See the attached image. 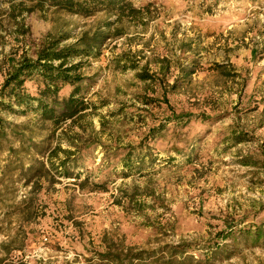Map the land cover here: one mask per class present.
<instances>
[{"label":"rangeland","instance_id":"374dc122","mask_svg":"<svg viewBox=\"0 0 264 264\" xmlns=\"http://www.w3.org/2000/svg\"><path fill=\"white\" fill-rule=\"evenodd\" d=\"M122 1L136 11L118 22L48 7L0 18V90L48 44L108 35L65 62L89 104L75 122L43 129L38 112L0 109V264H127L138 252L149 259L135 264H160L182 247L205 259L216 243L229 256L208 264H264V237L243 234L264 232V0ZM42 86L24 76L25 94ZM54 149L55 166L73 153L66 177Z\"/></svg>","mask_w":264,"mask_h":264},{"label":"trees","instance_id":"16d2710c","mask_svg":"<svg viewBox=\"0 0 264 264\" xmlns=\"http://www.w3.org/2000/svg\"><path fill=\"white\" fill-rule=\"evenodd\" d=\"M29 3L30 6L26 7L25 4ZM0 4L8 6L4 9L0 6V18L5 15L15 16L24 11L30 12L34 9L43 7L65 10L69 13L79 16H89L98 11H105L106 13H114L117 16V21L123 17L125 11L134 13L136 9L127 7L122 0H0ZM112 23H106L105 26L109 27ZM118 32V31H117ZM118 34V33H117ZM108 35L98 30L82 34L73 44L58 48L59 41H54L46 46V48L39 52L36 61L22 62L11 73L8 79L4 82L0 90V109L16 112L14 106L20 107L23 111H35L39 114V119L45 128L55 127L65 122L73 123L76 119L80 118L82 112L88 109L89 104L79 97L80 86L78 82L81 77L74 75L79 65L64 67L65 62L71 58L95 56V51L100 44H102ZM53 62H58L54 65ZM216 69L220 68L214 65ZM38 74L42 78V88L38 91L37 97H31L23 92L24 76H31ZM73 74V75H72ZM186 76L189 73L185 74ZM141 81H146L151 77L146 72L137 74ZM58 82L61 84L58 85ZM68 83L74 85L73 92L68 97H59L58 92L61 85ZM7 90V91H6ZM3 125L0 121V135H3ZM32 131V130H30ZM24 144V142H22ZM29 147H34L35 144H28ZM12 151L13 149H8ZM58 150V149H57ZM57 150L51 151L48 157L51 169L60 168V174L64 177L68 176V168L70 165V155L72 151L62 150L64 154L62 159H59L58 165L55 166L52 158L57 154ZM126 169H131L132 165L129 160L125 162ZM231 234V232H230ZM245 237L250 238L251 241L257 242L264 237V232L261 227H255V230L243 232ZM229 235V234H227ZM225 235L224 237H226ZM249 235H251L249 237ZM227 245H220L216 243L215 246L207 247L203 251L205 259H194L193 255L188 253L187 248L182 247L170 252L167 258H161L160 264H208L211 259H220L228 252ZM104 260L109 263L121 264L123 261L120 257L114 255H104ZM151 257V256H150ZM127 264L144 263L149 259V255H144L143 252H138L131 255H126ZM103 261V258H102ZM121 262V263H119Z\"/></svg>","mask_w":264,"mask_h":264}]
</instances>
